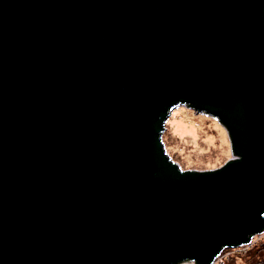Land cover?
Wrapping results in <instances>:
<instances>
[{
	"label": "water",
	"instance_id": "1",
	"mask_svg": "<svg viewBox=\"0 0 264 264\" xmlns=\"http://www.w3.org/2000/svg\"><path fill=\"white\" fill-rule=\"evenodd\" d=\"M177 106L231 158L182 170ZM264 231V0H0V264H214Z\"/></svg>",
	"mask_w": 264,
	"mask_h": 264
},
{
	"label": "rangeland",
	"instance_id": "2",
	"mask_svg": "<svg viewBox=\"0 0 264 264\" xmlns=\"http://www.w3.org/2000/svg\"><path fill=\"white\" fill-rule=\"evenodd\" d=\"M162 142L168 156L179 164L182 170H209L222 166L231 158L230 146L224 128L212 117L195 113L187 106H177L165 122ZM261 238L252 252L264 253ZM259 245V246H258ZM260 249L257 250L258 247ZM226 249L223 262L228 264H255L248 251ZM233 258V259H231ZM260 259V258H259ZM257 264H264V256ZM219 262V261H217ZM192 264V263H188ZM220 264V263H218Z\"/></svg>",
	"mask_w": 264,
	"mask_h": 264
},
{
	"label": "built area",
	"instance_id": "3",
	"mask_svg": "<svg viewBox=\"0 0 264 264\" xmlns=\"http://www.w3.org/2000/svg\"><path fill=\"white\" fill-rule=\"evenodd\" d=\"M258 237L261 238V240H260L261 242L260 243L264 242V231L262 233L258 234V235L253 236L249 244L240 246V247H238L236 249L244 250V251H250L255 246L256 242L258 241ZM223 252H225V251H223ZM222 253L215 260L214 264H218V263L221 264L223 262V258L221 257ZM217 261H219V262H217Z\"/></svg>",
	"mask_w": 264,
	"mask_h": 264
},
{
	"label": "trees",
	"instance_id": "4",
	"mask_svg": "<svg viewBox=\"0 0 264 264\" xmlns=\"http://www.w3.org/2000/svg\"><path fill=\"white\" fill-rule=\"evenodd\" d=\"M165 129H166V128H165ZM261 245H262V247H263V246H264V242H262ZM258 246H259V245H258ZM258 246H257V247H258ZM258 249H260V248L258 247L257 250H258ZM254 250H255V249H254ZM254 250L251 249L250 252L248 251L249 254L251 253V251H254ZM263 252H264V251H263ZM249 256H251L250 258L252 259V261H253V262L256 261L255 264H257V263L261 262L260 259L264 256V253L257 254L256 252H252ZM259 258H260V259H259ZM231 259H233V258H231ZM224 264H228V261H227V262L225 261ZM260 264H261V263H260Z\"/></svg>",
	"mask_w": 264,
	"mask_h": 264
}]
</instances>
